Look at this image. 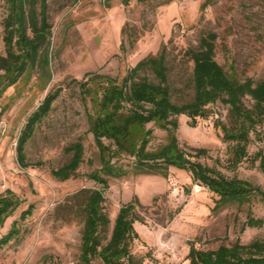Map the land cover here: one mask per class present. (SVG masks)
Segmentation results:
<instances>
[{
	"label": "rangeland",
	"instance_id": "obj_1",
	"mask_svg": "<svg viewBox=\"0 0 264 264\" xmlns=\"http://www.w3.org/2000/svg\"><path fill=\"white\" fill-rule=\"evenodd\" d=\"M47 2L53 25L51 79L29 70L0 94V195L10 189L22 200L0 227V236L15 220L20 227L18 236L0 248V264H79L84 224L79 203L83 196L71 195L84 187H98L88 174L100 166L99 150L90 131L96 108L94 83L89 94L83 93L79 84L87 73L99 72L121 81L140 59L167 45L171 83L184 89L176 92L174 99L189 100L193 95L189 85L193 61L184 52L197 47L202 35L214 31L218 34L216 59L227 70L234 68L243 79L264 78V0H212L204 11V0H132L128 5L121 0H111L110 5L104 0ZM5 14L4 0H0L1 54H6ZM143 74L153 77L150 71ZM57 89L60 94L51 111L26 144L28 166L22 167L17 158L20 132L47 93ZM246 102L253 103L250 98ZM209 107V116L196 126L190 125L188 116L179 117L181 144L207 148L208 154L200 157L202 162L264 188V170L259 160H253L259 149L264 151V124L252 131L250 155L233 170L228 164L232 144L223 139L222 129L215 124L220 119L231 126L228 106L217 101ZM153 127L151 146L156 147L165 142L166 132ZM80 138L85 157L76 177L57 180L51 169L69 159L65 147ZM131 160L123 159L127 164ZM109 183L105 205L112 222L120 206L133 195L144 204L139 207L143 222H135L139 238L132 244L134 255L143 257L142 264H189L191 242L207 249L231 244L238 235L244 242L264 238V223L241 232L250 208L255 216L264 218L263 200L257 199L252 206L229 204L214 211L218 196L195 183L188 170L171 167L168 175L130 173L111 177ZM31 204L33 213L21 219V212ZM93 264L104 263L98 258Z\"/></svg>",
	"mask_w": 264,
	"mask_h": 264
},
{
	"label": "trees",
	"instance_id": "obj_2",
	"mask_svg": "<svg viewBox=\"0 0 264 264\" xmlns=\"http://www.w3.org/2000/svg\"><path fill=\"white\" fill-rule=\"evenodd\" d=\"M110 5L111 0H104ZM132 0H121L125 5ZM144 2L147 0H137ZM212 0H204V11ZM6 14L3 19V41L6 54L0 53V94L18 83L30 70H37L40 77L51 79V44L53 25L49 21L47 0H4ZM126 33L127 29L123 28ZM131 37V35H130ZM218 34L207 32L200 38L197 47H189L184 55L193 61L189 85L193 95L189 100L174 99L176 92L170 80L171 66L167 45L157 54L140 59L131 67L121 81L99 72L87 73L79 80L83 93H90L94 83L96 108L90 131L99 150L100 166L88 176L99 184L94 188H81L71 198L83 196L79 203L84 224L81 235L79 264H93L101 258L104 264H142L132 244L139 238L136 221L143 222L139 207H144L138 195L124 202L112 222L106 210V191L110 178H121L127 174L159 173L168 175L171 167L188 170L197 184H202L216 194L214 211L237 203L252 206L257 199L264 201V188L239 176H228L215 166L206 164L200 157L208 154L207 148H187L181 144L177 131L179 117L186 115L190 125L209 116L210 104L221 101L228 106L231 126L216 119V126L223 131V139L231 145L229 167L236 169L250 155L251 133L264 124V78L239 77L234 68L227 70L216 59ZM132 40H135L132 37ZM131 40V41H132ZM123 40L121 48H124ZM150 71L153 77L143 72ZM87 78V79H86ZM96 85L98 86L96 89ZM60 90H51L28 116L17 141V158L22 167H27L26 144L33 136L37 125L51 111ZM250 98V105L246 99ZM151 124V125H149ZM166 132L165 142L156 147L154 127ZM69 159L51 169L60 181L75 178L85 157V145L80 138L65 147ZM132 159L124 163L123 159ZM259 160L264 170V151L259 149L253 157ZM22 200L10 189L0 195V227L20 206ZM34 210L31 204L21 212L26 219ZM113 223V224H112ZM264 218L249 209L241 232L247 227L261 226ZM20 233L17 220L0 236V248ZM189 264H264V238L244 242L241 235L231 244H220L217 248H199L190 243L187 255Z\"/></svg>",
	"mask_w": 264,
	"mask_h": 264
}]
</instances>
